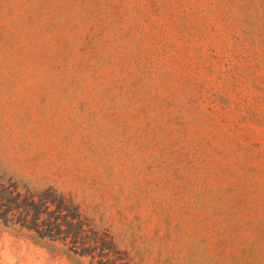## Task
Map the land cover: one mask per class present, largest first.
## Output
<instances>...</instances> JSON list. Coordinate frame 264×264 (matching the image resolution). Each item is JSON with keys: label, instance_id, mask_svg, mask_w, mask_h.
Segmentation results:
<instances>
[{"label": "rangeland", "instance_id": "obj_1", "mask_svg": "<svg viewBox=\"0 0 264 264\" xmlns=\"http://www.w3.org/2000/svg\"><path fill=\"white\" fill-rule=\"evenodd\" d=\"M3 174L72 199L116 264H264V0H0ZM13 256L60 251L12 224Z\"/></svg>", "mask_w": 264, "mask_h": 264}, {"label": "trees", "instance_id": "obj_2", "mask_svg": "<svg viewBox=\"0 0 264 264\" xmlns=\"http://www.w3.org/2000/svg\"><path fill=\"white\" fill-rule=\"evenodd\" d=\"M9 212L12 218H23V213L28 212L27 222L32 228L38 232L47 230L39 233L41 236L57 235V239L70 244L81 255L93 259L99 257L102 264H116L117 260H121L108 233L91 229L73 200L56 190L49 188L36 193L14 182L0 185V218H5Z\"/></svg>", "mask_w": 264, "mask_h": 264}, {"label": "clouds", "instance_id": "obj_3", "mask_svg": "<svg viewBox=\"0 0 264 264\" xmlns=\"http://www.w3.org/2000/svg\"><path fill=\"white\" fill-rule=\"evenodd\" d=\"M15 179L16 178L11 176L10 174L0 175V185L13 183ZM29 187H31V185H29ZM32 213H33L32 214V217H33L34 215L33 210H32ZM28 219H29L28 212L23 213V218L21 216H16L15 218H12L11 213L9 212L5 218H0V229L11 227L12 224H15L16 227L18 229H21L25 234L31 235V236H37V238L40 239L41 242L53 244V246L58 248L60 251V256L58 257L59 264H76V261H79L80 264H88V261L90 259L88 256L86 255L75 256V254L70 253L69 250L64 247L63 242L56 238L57 235L54 236L53 234H51V235L41 236L39 233L46 232L47 230L43 232L41 231L38 232L37 229H34L31 227V223L27 222ZM21 221H23V225H24L23 228H21ZM19 243L21 246L20 255H24L25 254L24 241L20 240ZM64 253H68V254L65 255ZM6 264H17L16 257L13 256L11 259H9L6 262Z\"/></svg>", "mask_w": 264, "mask_h": 264}]
</instances>
